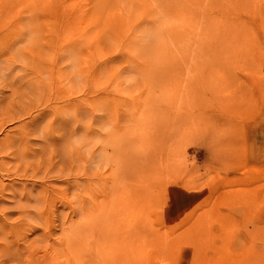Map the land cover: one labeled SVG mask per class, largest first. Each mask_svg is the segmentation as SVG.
Returning a JSON list of instances; mask_svg holds the SVG:
<instances>
[{"label": "rangeland", "instance_id": "374dc122", "mask_svg": "<svg viewBox=\"0 0 264 264\" xmlns=\"http://www.w3.org/2000/svg\"><path fill=\"white\" fill-rule=\"evenodd\" d=\"M0 264H264V0H0Z\"/></svg>", "mask_w": 264, "mask_h": 264}]
</instances>
